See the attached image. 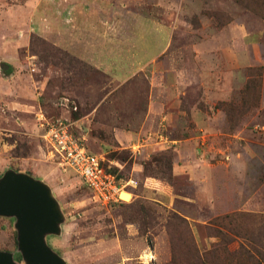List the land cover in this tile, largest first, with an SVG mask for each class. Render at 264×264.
<instances>
[{
  "label": "rangeland",
  "instance_id": "rangeland-1",
  "mask_svg": "<svg viewBox=\"0 0 264 264\" xmlns=\"http://www.w3.org/2000/svg\"><path fill=\"white\" fill-rule=\"evenodd\" d=\"M62 118L124 185L57 163ZM46 183L67 264H264V0H0V176ZM14 217L0 250L24 264Z\"/></svg>",
  "mask_w": 264,
  "mask_h": 264
},
{
  "label": "water",
  "instance_id": "water-1",
  "mask_svg": "<svg viewBox=\"0 0 264 264\" xmlns=\"http://www.w3.org/2000/svg\"><path fill=\"white\" fill-rule=\"evenodd\" d=\"M0 216L14 217L17 247L24 264H67L46 242L58 234L63 215L49 186L25 172L7 170L0 176ZM0 264H19L0 250Z\"/></svg>",
  "mask_w": 264,
  "mask_h": 264
},
{
  "label": "built area",
  "instance_id": "built-area-1",
  "mask_svg": "<svg viewBox=\"0 0 264 264\" xmlns=\"http://www.w3.org/2000/svg\"><path fill=\"white\" fill-rule=\"evenodd\" d=\"M41 137L57 163L76 173L90 190L95 201L119 203L124 185L105 166L103 158L91 152L83 136L75 133L67 119H42Z\"/></svg>",
  "mask_w": 264,
  "mask_h": 264
},
{
  "label": "bare ground",
  "instance_id": "bare-ground-1",
  "mask_svg": "<svg viewBox=\"0 0 264 264\" xmlns=\"http://www.w3.org/2000/svg\"><path fill=\"white\" fill-rule=\"evenodd\" d=\"M120 196H121V198H122L123 200H125V199L127 198V194H126L125 189H123V190L121 191Z\"/></svg>",
  "mask_w": 264,
  "mask_h": 264
}]
</instances>
